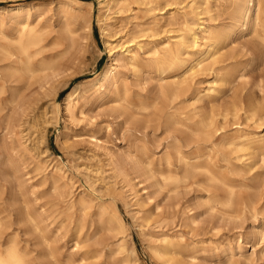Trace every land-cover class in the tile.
Segmentation results:
<instances>
[{
  "label": "rangeland",
  "instance_id": "374dc122",
  "mask_svg": "<svg viewBox=\"0 0 264 264\" xmlns=\"http://www.w3.org/2000/svg\"><path fill=\"white\" fill-rule=\"evenodd\" d=\"M181 1L180 6H166ZM100 3L108 4L111 10ZM210 3L211 12L206 18L216 28L228 25L230 0ZM17 4L37 7V12L31 11L30 22L35 24L39 16L42 51L34 58L33 76L25 75L22 81L12 78L0 87L1 245L14 240L32 264H264V241L255 234L264 230V165L255 158L251 170L241 167L230 147L217 149L221 135L200 141L191 131L196 121L206 119L223 126L221 133L264 134L256 117L246 119L242 109L236 119L230 113L232 102L239 103L237 100L242 98L247 104L250 96L259 100L264 87V58L248 31L236 29L220 50L234 56L237 77L232 84L216 94L205 95L215 71L200 70L187 77L190 102L171 103L164 92L171 74L160 76L144 52L153 43L177 34L181 26L169 22V17L175 15L180 21L183 13L189 12L191 0H0V9H12ZM189 16L195 18L190 12ZM111 19L118 27H113L110 34L121 31L112 45L129 39L133 33L135 42L143 46V50L132 47L139 53L138 71L127 59L116 57L117 51L109 56L100 26ZM0 22L5 24L2 32L14 36L1 12ZM202 47L200 44L192 50L190 58L194 59ZM110 64L116 66L123 82L116 98L109 90L99 93L89 83ZM181 74L178 72L179 78ZM76 84L82 92L71 113L61 107L56 111L55 105L63 107L65 96ZM116 103L119 112L113 111ZM141 104L148 105V109H139ZM36 108L49 112L38 117L35 127L28 131L24 121L34 115ZM168 114L189 120L186 126H167ZM40 132L45 133L46 142L41 141ZM36 146L45 151L41 158ZM178 149L186 161L199 168L177 184L164 183L161 176L168 172L183 175ZM106 154L119 160L114 167H104V182L113 186L106 189L98 184L92 193L89 182L93 176L89 173L87 179L85 167L95 169L99 160L105 164ZM165 157H170L169 171ZM226 160L241 168L237 176L229 175L231 168ZM137 161H151L152 169L145 171V165L135 168L133 163ZM59 164L64 179L53 173V167ZM201 167L231 177L235 186L231 207L218 203L225 192L208 181ZM55 180L59 192L53 188ZM80 197L87 200L85 206H81ZM114 211L125 224L122 233L118 232ZM165 235L184 239L175 262L160 252ZM119 244L124 252L118 251ZM126 254L128 259L124 260Z\"/></svg>",
  "mask_w": 264,
  "mask_h": 264
},
{
  "label": "bare ground",
  "instance_id": "6f19581e",
  "mask_svg": "<svg viewBox=\"0 0 264 264\" xmlns=\"http://www.w3.org/2000/svg\"><path fill=\"white\" fill-rule=\"evenodd\" d=\"M71 1L74 2L75 0H71ZM210 1L211 0H191V4L187 5V8L189 9L190 14L193 13L195 15V18L194 17L191 18L189 16V12H184L180 21L176 18L175 15H171L168 21L177 22L181 26V28L177 30L178 31L177 34L170 36L168 40L166 41L157 42L155 44L153 43V45L149 47V49L146 52H144V57H146L147 60L153 63L154 67L156 68V72L160 76L161 74H171L172 79L168 82L166 86V90L164 91L169 96V101L171 103L186 102V101L190 102L191 97L186 95V90L188 88L187 77L196 73L197 71L204 70V69H210V70L212 69L213 71H215V79L208 83V87L206 86L207 89H206L205 95H208L210 93L216 94L222 87L230 85L234 82V80L237 77V74H236L237 70L235 67V63H233L234 56L232 52L221 53L220 50H221V47H223L222 45H224L226 41L232 36V34H234L236 29H239L241 32L248 31V33L252 36L254 40L256 48L258 49L262 58H264V0H230V8H231L230 22L228 25L222 28L214 27L213 24L211 23L210 18H206L207 15H209L211 12ZM182 3L183 1L178 2V3L176 2L167 3L166 6L171 7V5H179ZM100 6L107 7L106 10L108 11L111 10L108 4L104 5L100 3ZM65 8L72 10V7H70L69 5H66ZM31 11L37 12L38 9L36 6L30 7V5L28 6V5H22V4H17L12 9H6V8L0 9V12L3 15H6V20L8 19L9 25L11 27V32L14 33V36L13 35L8 36L4 34L2 32L3 31L2 29L5 24L3 22H0V34L3 40V42L0 43V87L2 88L12 78L21 79L22 81V78L25 75L32 74L36 70L35 65H34V58L37 55H39L42 51V47L40 46L41 41H42V31L38 25L39 19H40L39 16H37V22L35 24H32L30 22ZM161 13L163 14L165 12H161ZM9 14L11 15L7 16ZM154 23L155 25H158V21ZM113 27L116 28L118 27V25H117V22L112 19L108 20V22L106 21L102 22L100 26L102 38L104 40L105 46L108 49L109 56L110 57L114 56V52L117 51L116 57L127 59L128 62L130 63V66L135 71H138L139 53L137 51H133L132 47H136L139 50H143V46L135 42L136 37L135 35H133V33H130L132 35L129 37V39L122 41L119 44L112 45L113 41H116V39L118 38L117 34L121 32L120 31L113 35L110 34L111 29ZM64 30L67 33L69 32L67 28H65ZM141 31H143V29ZM200 44L203 46L202 49L197 52V55L195 56L194 59H191L189 56L190 52L194 50L195 48L199 47ZM246 54H249V53H246ZM113 60L117 61L118 59L114 58ZM220 63H223V64L219 66L217 69L214 68L215 64H220ZM178 72H182L181 78L178 77L177 75ZM89 83L91 87L97 90L99 93L109 90L111 93L114 94V97L116 98L118 97L119 92H120L119 85L122 84L123 82H122V79H120V77L118 76L116 66H112V64H110L96 78L90 80ZM81 92H82L81 86L79 84L72 86L70 88V91L67 93V95L64 98L63 107L60 106L59 104H56L55 110L58 111L61 107V108H64L65 110L64 112H66L67 114H70L72 108L76 106V104L78 103V99L81 97ZM260 92L262 94L259 100H257L255 96H250L247 104L242 103L243 102L242 98L237 100L239 101V103L232 102L231 109H230L232 118L236 119L238 117V111L242 109L244 110V115L246 119H250V118L252 119L256 117L255 119L256 124L258 123L259 126L264 127V87H261ZM120 109H121L120 105H118L117 103L114 104L113 106L114 112H119ZM139 109L147 110L148 105L141 104ZM47 111L46 109H44L39 112L38 109L36 108L34 111V115L32 117L26 118V120L24 121V123L26 124V129L29 131L31 128L35 127L34 121H36L38 117L45 116ZM151 111H152V108H151ZM51 115L52 114H50V116ZM179 115H181V113H179ZM179 115H174V114H168V116L166 115L167 116L166 125L168 126V125L180 124L182 126L184 125L186 126L185 121H188L189 118L187 117L181 118V117H178ZM223 129H224L223 126H220V127L216 126V123L213 120L200 119L195 122V128L191 131L193 135H195L197 140H200V141L201 139L203 141H210L213 137L217 136L218 134L221 135L220 143L217 149L222 151L223 149L230 147L231 148L230 153H236L235 160L241 162V165H240L241 167L251 170L252 164H255L254 162H252L255 158L257 159L258 162H260V164L264 165V134L249 135L246 133H239L237 131H235L232 134H227V133H221ZM67 132H68V129L64 128V133H67ZM44 134H45L44 132H40L41 141L44 140V136H45ZM93 140L97 141L96 139H94V137H93ZM44 141L46 142V140ZM143 146L144 145H142L141 147ZM170 148L172 149V147ZM34 149L36 150L37 156L40 158L45 153V151H41L38 146L34 147ZM177 153H178L179 161L182 162L183 164V171H182L183 175L179 176L177 174L168 172L167 174L161 176V179L164 183L177 184L183 178H187L188 176H190L189 172H191V170L199 168L198 166H196V164L186 161L184 157L180 154L179 149L177 150ZM127 158L132 159V156L127 155ZM169 158L168 157L164 158L165 159L164 163H165V166L168 168V171L170 170V166H171ZM117 159L118 158H114L110 154H106V157L104 159L106 162L105 164L100 163V160H99L98 161L99 166L97 168L91 169L90 167H85L86 173H88L87 179L90 180V175L93 176L89 182L92 187L91 189L92 193H95V188L98 184H101V186H103L106 189H108L109 186H113L110 183L104 182L106 178V176L104 175L106 172L104 167L106 166L114 167L119 161ZM161 160L162 159H160L159 165L161 164ZM226 162H227V165H229L231 168L229 175L237 176L238 172L241 171V168L239 167L237 168V165L234 166V164H232L230 160H226ZM141 165H145V167L143 168L147 172L152 169L151 161H143L140 163L137 161V163H133V166L135 168H138ZM253 169L255 168L253 167ZM201 170H203L206 173L207 175L206 177L208 178L209 182H211L212 184L215 183L219 185L221 188H223L225 192V196L223 197V199H221V201H218V203L221 206L231 207L235 201V186L233 185L234 183L232 182L231 177L229 176L227 178H224L222 176L216 175L211 170L205 167H201ZM53 173L56 174V176H58L60 179L65 178L64 172L62 171V166L60 164L53 167ZM53 188L56 192H59L60 187L57 184L56 180L54 181ZM158 188L160 189V187ZM80 198H81L80 199L81 206H85V203L87 200L83 199V197H80ZM73 204H74L73 202H70L71 206ZM100 212H102V210ZM113 218L116 220L118 224V232L122 233L125 228L124 226L125 224L121 220L119 215L116 213V211L113 212ZM0 227H1V222H0ZM255 232H256L255 234L258 240L264 241V230L259 229ZM183 240H184L183 237H173V236L165 235L162 238L161 243H160V247H162V250L160 252L166 255L169 258V260L174 261V256L176 254V251L182 247ZM118 251L124 252L123 246L120 244L118 246ZM130 252L133 253V251H130ZM160 252L157 254H160ZM122 258L124 260H127L128 254L124 255ZM0 264H32V262L29 259H27L26 255L22 251H20V249L15 244L14 240H9L5 245H1L0 243Z\"/></svg>",
  "mask_w": 264,
  "mask_h": 264
}]
</instances>
